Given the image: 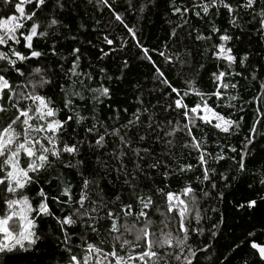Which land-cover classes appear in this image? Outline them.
<instances>
[{"label":"snow or ice","instance_id":"snow-or-ice-1","mask_svg":"<svg viewBox=\"0 0 264 264\" xmlns=\"http://www.w3.org/2000/svg\"><path fill=\"white\" fill-rule=\"evenodd\" d=\"M125 2L122 11L119 0H0V264L36 251L44 221L54 264H209L226 218L201 202L226 199L248 176L232 204L240 242L218 264L242 252L243 264H264V75L251 62L264 52L232 46L251 35L264 45V0H165L162 45H147L140 26L157 0ZM181 30L198 64L177 47ZM133 62L148 66L143 79L129 78ZM173 180L182 187L170 190ZM102 184L119 191L109 200Z\"/></svg>","mask_w":264,"mask_h":264},{"label":"trees","instance_id":"trees-1","mask_svg":"<svg viewBox=\"0 0 264 264\" xmlns=\"http://www.w3.org/2000/svg\"><path fill=\"white\" fill-rule=\"evenodd\" d=\"M120 4L123 6L122 11L124 8L127 7V4L125 0H119ZM157 3L159 7L151 9L146 15V17L142 20H140V26L143 29L144 33V41L147 45H162L164 43L165 37L167 35L168 25L164 23L165 21V15H164V9H165V0H157ZM126 19L130 20L132 22H136V15L134 13H125ZM92 18V12L91 9H89L88 19L91 20ZM96 18L100 19L99 13L96 14ZM104 19L107 18V12L105 10V15L103 17ZM78 19V18H77ZM218 24L220 27L224 28L227 27L226 18L224 16H221V18L218 20ZM117 31H119L117 29ZM181 36L183 38V44L181 45L179 42H177V47H183L187 46L192 49L193 51V63L198 64L203 57L197 56L195 52L196 44L193 39H188L186 30H181ZM243 43H240L237 47V42L233 41L232 46L236 48V51L240 54H242L244 51H249L253 53H259L264 52V45H262L259 42V39L255 35L249 36H243ZM38 46L41 50L46 51V47L43 43V41H38ZM201 50L203 49V45H199ZM129 55H132V53H129ZM252 64L258 65L261 71V74L264 75V59H259L254 57L252 59ZM215 70L214 64L209 61V63L206 64L205 68L203 69L202 73L199 76V81L201 84H203L205 87L208 86V78L209 74ZM148 66L146 64L136 63L133 62V73L129 77L130 79L134 77H140L143 79L144 76L148 74ZM170 78L175 77V73L169 71ZM245 82L241 81V85H243ZM148 87H151V84H148ZM128 85L125 83L122 88L119 95H123L124 91H127ZM254 91L252 89V86H250L247 90L242 91V96L245 101H250L252 96L254 95ZM254 107H247L244 116H245V125L243 132L239 137L230 138V142L233 146L239 147L240 141L243 139V134L247 132L248 127L251 125L253 120V111ZM257 148H259L261 151H264V139L260 137L258 134L257 137ZM223 163V162H222ZM225 168H227V164L225 163ZM222 171L224 168L221 169ZM65 174L73 181V183L78 184V180L76 178L75 173L69 172L68 170H64ZM259 179V176L257 177ZM249 183H252L251 176L245 177L241 182H239L235 187H230L225 190L226 199L221 198L220 200L215 199L216 193L213 192V199L211 200H203L201 202V208L202 209H209L208 214L212 216L213 220L216 219L217 213H213L210 211L211 207H216L219 210V213L223 214L226 218V224L222 225V232L218 235L217 240L215 243V248L212 250V253L210 255L213 256V259L209 261V264H218V261L220 258H222V255L225 253V250L228 248L229 245L234 243H239V238L241 237V218L240 216L235 213L232 210V204L238 200L241 199L243 196L248 194L247 185ZM257 187H259V184H256ZM102 188H104V195L107 199H112L116 192L119 191V185H116L115 187L112 186H106L105 184L101 185ZM180 187H182V184L173 180L171 182V188L170 190H178ZM34 195V194H33ZM157 202L160 204L161 208H163V200L160 197H155ZM128 202V201H125ZM156 219V217H153ZM49 221H44L40 223V231L44 233L47 238L43 240L40 243L39 248L36 251L28 252V253H20L15 256H13L10 260V264H54V261L58 257V253L54 249L53 245L50 243L51 241V235H48L50 232L52 235L55 234V232L50 229L49 227ZM75 231H79V229H75ZM101 239H104L102 236ZM264 239V238H261ZM247 250H245L246 252ZM244 259V253H241V256H238L236 258V261H234V264H243Z\"/></svg>","mask_w":264,"mask_h":264}]
</instances>
